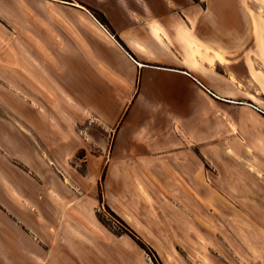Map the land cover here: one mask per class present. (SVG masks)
Masks as SVG:
<instances>
[{
	"label": "crops",
	"instance_id": "obj_1",
	"mask_svg": "<svg viewBox=\"0 0 264 264\" xmlns=\"http://www.w3.org/2000/svg\"><path fill=\"white\" fill-rule=\"evenodd\" d=\"M77 4L71 3L85 9ZM11 5L9 1L0 0V18L7 25L15 23L6 11ZM19 5L24 12H36L25 0H19ZM136 5L138 20L127 16L117 20L110 18L112 33L93 16L76 17L93 39L83 35L71 18L64 17L70 28L48 15L55 23L49 30L39 27L36 32L34 28L21 27V41L25 43V48H21L11 42L19 30L7 27L2 39L15 51L0 50V76L24 94L40 98L42 96L32 88L35 81L31 80L30 73L39 85L54 88L60 101L63 93L73 98L78 110H64L62 113L67 117L63 118L73 119L79 111L83 118L98 119L110 135L113 134L111 143L103 145L102 154L94 160L96 167L106 169V184L134 183L127 169L135 168L136 174L142 175L138 176V181L145 182L142 174L145 172L151 177V183L155 176L167 189H178L183 199L190 200L185 185L170 171L186 166L181 129L190 130L197 125L196 116L180 95L183 90L178 75L213 100L235 103L234 98L224 95L195 66L199 63L207 71H218L223 65L217 61L211 67L201 58L193 62L191 50L193 47L204 53L208 49L214 54L225 50V54L240 56L254 50L251 8L262 5L259 11L263 17L264 1L155 0L148 3L138 0ZM44 22L49 24L45 19ZM2 29L0 24V31ZM262 35L264 50V23ZM30 36L40 41L39 48ZM185 56L189 62L185 61ZM257 59L262 78V106L256 95H247L246 102L237 101L236 105L249 104L248 107L262 114L264 163V57ZM250 67H254L252 60ZM233 70L243 68L235 65ZM167 74L173 76L167 79ZM0 103L4 109L0 111V230L22 225L32 236L30 224L33 221L41 223V217L45 216L47 223L51 221L49 217L56 214L52 193L70 201L79 199L71 195L65 176L58 175L60 179L52 176L46 160L50 153L55 166H60L74 143L65 142L68 126L60 122L59 130H53L51 118L32 111L16 97L0 91ZM17 195L25 203H20ZM252 213V224H256L255 219L261 221L260 230L264 232V212L260 215L253 208ZM80 234L77 232V236ZM78 244L88 249V256L83 258L72 250L77 264H127L120 250H111L102 241H78Z\"/></svg>",
	"mask_w": 264,
	"mask_h": 264
},
{
	"label": "rangeland",
	"instance_id": "obj_2",
	"mask_svg": "<svg viewBox=\"0 0 264 264\" xmlns=\"http://www.w3.org/2000/svg\"><path fill=\"white\" fill-rule=\"evenodd\" d=\"M6 1L12 3L6 11L15 21L7 25L0 18L3 26L0 50L7 51L9 48L15 51L2 39L7 27L19 30L11 42L25 48L21 27L34 28L36 32L39 27L49 30L50 26H55L50 19L54 17L53 9L71 18L80 32L92 39L89 30L76 17L93 16L112 33L110 18L117 20L127 16L137 21L139 16L138 0H25L36 11L25 10L27 14L19 0ZM71 3H78L85 9ZM251 9L254 50L242 56L225 54L227 51L223 50L220 53L222 70L207 71L204 65H195L224 95L234 98L235 103L213 100L178 75L183 90L180 95L196 116L197 125L190 130L181 129L186 166L170 171L185 185L190 200L183 199L178 189H167L155 176L151 183V177L145 172L142 173L145 182L138 181V176L142 175L140 172L137 175L135 168L127 169L134 183L106 184V169L96 167L94 160L102 154V146L111 143L113 134L110 135L102 124L89 125V119L95 117L83 118L79 111L73 119L63 118L67 117L62 113L64 110H78L68 93H63L60 101L57 91L46 87L52 95L50 98L32 82V88L42 97H30L0 76L1 92L51 118L53 130H59L60 122L69 127L65 142L74 143V146L66 160L56 165L62 174L52 162L50 153L46 160L52 176L55 179H60L58 175L65 176L71 195L79 198L70 201L52 193L56 214L50 216L51 221L47 223L45 216L41 217V223L35 220V225L33 221L30 224L32 236L22 225L0 230V264H77L72 250L86 258L88 249L80 247L78 241L93 240L102 241L111 250H120L127 264H262L264 232L260 230L261 221L254 218L256 224H252V209L256 208L260 215L264 212L263 118L259 111L248 107L249 104L236 105L237 101L246 102L247 95H256L262 106V92H256L250 79V64L253 55L260 60L264 57V12L262 17L259 11L262 5H254ZM30 39L40 47L39 40L32 36ZM213 59L214 64L206 62L211 67L218 61L217 57ZM185 61L189 62L188 56ZM235 65H241L243 70H233ZM171 76L167 74L166 78ZM258 83L262 88L261 77ZM44 97L51 104L45 103ZM0 111H4L1 103ZM87 125L89 129L85 130ZM16 198L25 203L21 196ZM77 232L81 234L77 236ZM73 243L75 247L71 248Z\"/></svg>",
	"mask_w": 264,
	"mask_h": 264
},
{
	"label": "bare ground",
	"instance_id": "obj_3",
	"mask_svg": "<svg viewBox=\"0 0 264 264\" xmlns=\"http://www.w3.org/2000/svg\"><path fill=\"white\" fill-rule=\"evenodd\" d=\"M78 5V4H77ZM80 6V5H78ZM81 7V6H80ZM52 14L53 16L59 20L60 22H62L65 26L67 27H70V24H68L67 20L64 18V16L62 14H60L58 11L54 10L52 11ZM35 19H38L36 16H34ZM39 20V19H38ZM10 52H14L13 50H11V48H9ZM192 61L193 62H196V59L198 58H201V59H204L206 61H209L210 63L214 64V57H217L218 59V62L222 64L223 60H222V57L220 54L218 53H215V54H212L211 55V51L210 50H206L204 53L203 52H197L196 50L193 49L192 47ZM252 61H253V68L251 69V74H250V79L252 81V84L256 87V92H261L262 88L260 87L259 83H258V78H259V74H261L260 70H259V67H258V64H259V61L257 59L256 56H252ZM28 75L30 76L31 80L35 81L36 82V79L30 74L28 73ZM34 83V82H33ZM41 91H43L47 96H49L50 98L52 97L51 93L49 92V90L44 87V86H41L39 85L38 82H36L35 84ZM250 96H254V95H250ZM174 264H178V263H174Z\"/></svg>",
	"mask_w": 264,
	"mask_h": 264
},
{
	"label": "built area",
	"instance_id": "obj_4",
	"mask_svg": "<svg viewBox=\"0 0 264 264\" xmlns=\"http://www.w3.org/2000/svg\"><path fill=\"white\" fill-rule=\"evenodd\" d=\"M93 124H100V122L96 118H90L89 119V125H93ZM89 125H87L86 128H84V129L88 130L89 129Z\"/></svg>",
	"mask_w": 264,
	"mask_h": 264
},
{
	"label": "trees",
	"instance_id": "obj_5",
	"mask_svg": "<svg viewBox=\"0 0 264 264\" xmlns=\"http://www.w3.org/2000/svg\"><path fill=\"white\" fill-rule=\"evenodd\" d=\"M108 26V25H107Z\"/></svg>",
	"mask_w": 264,
	"mask_h": 264
}]
</instances>
